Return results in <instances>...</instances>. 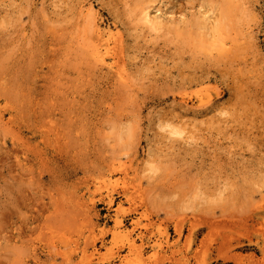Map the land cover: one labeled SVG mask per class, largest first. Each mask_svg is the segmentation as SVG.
I'll use <instances>...</instances> for the list:
<instances>
[{"label": "rangeland", "instance_id": "obj_1", "mask_svg": "<svg viewBox=\"0 0 264 264\" xmlns=\"http://www.w3.org/2000/svg\"><path fill=\"white\" fill-rule=\"evenodd\" d=\"M146 10L166 21L147 22ZM99 24L121 40L116 39L114 56L125 78L118 76L117 67L111 70L93 55ZM47 127L59 128L68 136L65 142H71L62 151L48 147L59 163L53 169L42 164L34 148L24 149L15 140L25 133L33 145L40 138L31 129ZM24 157L30 160L31 173L18 163ZM103 161L124 164L113 183L118 191L130 184L128 200L116 193L125 208H165L151 230L163 221L174 241L176 217L198 224L193 239L185 230L180 243L185 253L195 250L208 233L205 220L217 216L215 221L228 222L222 221L207 244L216 248L224 236L220 233H230L235 243L231 249L247 252L243 264H264L259 246L240 235L243 226H238L243 217L264 211V0H0V264H21L22 259V264H61L58 250L86 248V224L73 226L77 221L71 218V230L60 216L42 229V216L27 218L41 190L30 179L35 175L34 181L44 180V191L59 182L74 186L85 177V167L93 169V163L98 167ZM105 208L103 201L97 202L95 225L107 220ZM38 220L42 228L36 227ZM144 220V225L150 223ZM231 220L239 238L236 226L226 230L232 228V222L227 227ZM59 226L69 228L72 245L63 244L55 231ZM26 245L31 250L26 247L24 252ZM100 245V254H107V247ZM214 248L207 264L234 262L216 256ZM176 257L166 264H181L183 256ZM248 258L255 259L251 263Z\"/></svg>", "mask_w": 264, "mask_h": 264}, {"label": "bare ground", "instance_id": "obj_2", "mask_svg": "<svg viewBox=\"0 0 264 264\" xmlns=\"http://www.w3.org/2000/svg\"><path fill=\"white\" fill-rule=\"evenodd\" d=\"M90 7V6H89ZM90 11L93 10V7L91 6V8L89 9ZM145 10V9H144ZM144 13V18L147 20V22H153V23H156L157 24H160L161 25V22L164 21L162 20V18H164L161 15H157L155 14L156 16H154V14L152 15L151 14V11H148L146 10ZM165 15V14H164ZM165 21H166V18H164ZM95 23V22H94ZM94 25V24H93ZM159 26V25H158ZM96 35H97V38L94 40L93 42V55L95 57V59L97 61H99L101 64L103 65H106L109 69L113 70V69H116V71L118 72V76H120L121 78H125V71L124 69H118V66L119 64H117L119 62V60H115V56L114 54L116 55L117 53H114V47L116 48V45L118 44H115L116 43V39H118L117 41L120 40V38L116 37V33L113 31V29L111 28H102L99 25H97L96 27ZM118 35V34H117ZM121 41V40H120ZM119 41V42H120ZM117 42V43H119ZM115 44V46H114ZM227 45V44H226ZM225 46V45H224ZM223 46V47H224ZM118 47V46H117ZM226 48V47H224ZM222 49V48H221ZM227 49V48H226ZM219 50V49H218ZM225 53V52H224ZM120 58L119 56L117 57V59ZM118 61V62H117ZM121 61V60H120ZM122 67V66H121ZM124 67V66H123ZM125 68V67H124ZM117 74V73H116ZM202 99V98H201ZM204 100V99H203ZM203 100H200L201 103V106L204 105L203 103ZM198 104V105H199ZM24 106V105H23ZM34 106V105H33ZM200 106V107H201ZM206 106V105H205ZM199 107V106H198ZM25 108V107H24ZM32 108V107H31ZM202 108V107H201ZM33 110V109H32ZM41 110V109H40ZM42 111V110H41ZM2 114V113H1ZM28 114V112H27ZM37 112H35V114L33 115V117H37L36 116ZM43 113H41V116H42ZM45 115V114H44ZM46 115H48L46 113ZM39 116V117H41ZM3 117V116H2ZM1 117V118H2ZM31 117L30 116V120H31ZM27 119V118H26ZM56 119V118H55ZM2 120V119H1ZM38 120V119H36ZM35 120V121H36ZM45 119H43L44 121ZM47 120V119H46ZM53 118L50 120L52 121ZM41 121V119H40ZM38 121V122H40ZM29 122V121H28ZM27 122V123H28ZM48 122V121H47ZM46 122V124H47ZM40 123H43V122H40ZM57 123V122H56ZM63 123V122H62ZM31 123L29 122L28 125H30ZM37 124V122H36ZM44 124V123H43ZM44 125L45 127L47 125ZM58 124V123H57ZM34 125V124H33ZM52 125V124H51ZM40 126V125H39ZM63 126V124H62ZM65 126V125H64ZM33 127V126H32ZM36 127V126H35ZM38 127V126H37ZM55 127V126H54ZM34 128V127H33ZM40 128V127H39ZM39 128H36V130L34 129H31L32 132L35 133V131L37 132V135L39 136V142L31 145V141L29 140V138L25 139V137H23V134L25 133H20L22 134V136L20 134L18 138H16L15 140H17V142L21 141V145L20 143L18 142V144L20 146H22L24 149H27L29 150L31 147L34 148L33 150H35V152H37L36 155H40V161L42 162V164H44L47 168H50L52 167L53 169V165H55L56 163H58V160L56 158V156L53 154V155H50V153L48 152V147L51 146V145H55V146H58L57 149H59L60 151H62L65 147H67L68 145H70L71 142H69V144L67 142H65V135L64 132L61 130V132L59 131V128L58 131H56L57 129L55 130H52V129H49L47 127L46 130L44 129H39ZM42 128V126H41ZM61 128V127H60ZM64 128V127H62ZM67 128V126H66ZM176 128V127H174ZM173 128V129H174ZM29 129V128H27ZM183 129V128H182ZM67 130V129H66ZM72 130V129H71ZM70 130V131H71ZM184 130V129H183ZM182 130V131H183ZM19 131V130H18ZM181 131V129H180ZM20 132V131H19ZM24 132V131H23ZM31 132V133H32ZM13 133V132H12ZM17 133V131L15 132ZM70 133V132H69ZM33 134V133H32ZM68 134V133H67ZM13 135V134H12ZM26 135V134H25ZM183 135V133H182ZM28 136V135H26ZM180 136V134H179ZM34 138L35 135L33 136ZM68 137V136H67ZM66 137V138H67ZM13 138V137H12ZM15 138V137H14ZM33 139V138H32ZM68 139V138H67ZM73 139V138H72ZM14 141V140H13ZM68 141V140H67ZM16 144V143H15ZM17 145V144H16ZM18 145V146H19ZM73 145V144H72ZM21 147V149H22ZM54 147V146H53ZM73 147V146H71ZM71 147L69 146L68 149L70 148L71 150ZM54 149V148H53ZM67 149V148H66ZM74 150V149H73ZM20 151V150H19ZM25 151V150H23ZM16 152V151H15ZM30 152V151H29ZM72 152V151H71ZM80 151H78L77 153H79ZM22 153V152H21ZM24 153V152H23ZM12 154V153H11ZM63 154V153H62ZM66 154V152H65ZM70 154V153H69ZM26 155L27 152H26ZM25 156V155H24ZM51 156V157H50ZM74 156H78L77 154L74 155ZM23 157V156H22ZM39 157V156H38ZM72 158V156H71ZM76 158V157H75ZM29 159V157H28ZM15 160V158H14ZM81 160V159H80ZM104 160V159H102ZM20 163V167H22L21 169L24 170V168H27L29 169L31 165H29V162L30 160L27 161V158L24 157V159H21L19 158L18 160ZM78 161V160H77ZM76 161V162H77ZM32 162V161H31ZM81 163V162H80ZM92 163V162H91ZM97 163V162H96ZM95 163V164H96ZM17 164V162H16ZM59 164V163H58ZM83 164V163H82ZM93 163V169H91L90 167H85L86 170H83L84 172V175L85 177H81V181H79L77 179V176H76V179L78 180V182L76 184H74V186H69L67 185L66 183H63V187L62 186H59V184L61 182H59L58 185H56L57 187H51V188H47V190L44 191V184H42V179H39L37 177H35V181H34V177L35 175H33L30 179V181L32 182H36V184H38L39 188H41V190H38V193L41 192V194L39 195L37 193V196L36 197V202H33L34 205L32 206V209L30 210L31 211V214L27 215L24 214L23 215H27V218L31 217L34 219H38L37 216H42V218H39V219H42L41 223L43 224V228L42 226L40 225L39 223V220H38V223L39 225L36 226V227H39L41 226L42 229H44V225L48 224V222L52 221L53 218H58V220L60 219V216L62 217H65V225L68 226V225H71V223H73V220H71V218L77 222L74 223L73 226L76 225V223L80 224L82 226V224H86L85 227L89 226V229H88V235L86 236V245L87 247L84 249H79V247H76V248H70L66 247L63 251L61 250H56L58 253H61L62 257H63V261H61L62 263L61 264H95V263H101V264H166L167 261H170L172 259H176V255L178 253L181 254V256H183V259H182V262L181 264H191V260H195V262H197L198 264H207L208 260L207 258L213 254V248L214 246L212 247L210 244H207L208 242V238L209 236L213 233L214 230L216 229H220L219 227L222 226L221 224L225 223L226 219H222V221L224 220L225 222H222V221H215V219H218L217 216L216 218H212L211 221H209L210 219H206L205 222H206V226L210 229L208 230V228H206L207 230V234L206 236L203 237V239L200 240L199 244L196 245L197 248L195 247V250H192L191 248L187 251L188 253H185V251L182 249L180 243H181V239L186 236L185 235V230L187 229V236L186 237H191L193 239V237L195 238L196 235H198L199 231H200V228L198 226V224H195V223H188L184 218H180V217H176L177 219L174 220V223H173V229H174V232L176 234V238L174 239V241L172 240V238L170 237L169 235V230H168V225H165L163 221L159 222L157 225V228L156 230H151L152 226L151 224H155L154 223V220H155V216L158 217L159 216V211H162L163 209L165 208H125L124 205H123V201L122 199L118 202L117 201V198H116V193H121L124 197L127 198V200L129 199L131 195V187L128 186L130 184H125V186L122 188V190H117L116 189V185H114L113 183V178L115 177V173H118L120 171L123 170V166L124 164L123 163H116V162H110V161H103L102 164L100 163V165H98V167H96ZM98 164V163H97ZM34 165V164H33ZM39 165V164H38ZM52 165V166H51ZM88 165V163H87ZM86 165V166H87ZM92 165V164H91ZM35 166V165H34ZM58 166V165H57ZM89 166V165H88ZM84 167V166H83ZM77 168V167H76ZM80 168V167H79ZM84 168V169H85ZM20 169V170H21ZM51 169V168H50ZM56 171H60L62 172V167L60 169H57L55 167ZM72 169V168H71ZM74 169H75V166H74ZM65 170V169H64ZM77 170V169H75ZM125 170V169H124ZM123 170V171H124ZM55 171V170H54ZM28 172V171H27ZM76 172V171H75ZM26 173V172H25ZM30 173H31V168H30ZM64 173V171H63ZM67 173V172H66ZM74 173V171H73ZM19 174V172H18ZM24 174V173H23ZM41 174V173H40ZM44 174V173H43ZM59 174V173H58ZM61 174V173H60ZM72 174V173H71ZM78 174V173H77ZM21 175V174H20ZM32 175V174H31ZM62 175V174H61ZM64 175V174H63ZM75 175V173H74ZM69 176V175H68ZM82 176V175H81ZM40 177V176H38ZM61 177V176H60ZM67 177V176H66ZM75 177V176H74ZM41 178V177H40ZM65 178V176H64ZM68 178V177H67ZM29 179V177H28ZM33 179V180H32ZM80 179V178H79ZM59 180V179H58ZM61 180V178H60ZM75 180V178H74ZM73 180V181H74ZM23 181V180H22ZM28 181V182H30ZM62 181V180H61ZM67 181V179H66ZM116 181V180H115ZM31 182V183H32ZM26 183V182H25ZM73 183V182H72ZM138 183V181H137ZM29 185V183H28ZM73 185V184H72ZM132 186V185H131ZM136 186V185H135ZM34 187V186H33ZM71 187V188H70ZM37 191V189H36ZM133 191V190H132ZM24 192V191H23ZM28 192V190H27ZM30 192V191H29ZM35 193V192H34ZM25 194V193H24ZM134 194V193H133ZM26 195V194H25ZM28 195V194H27ZM30 195V194H29ZM44 195H48V200L45 201L43 198H45ZM25 198V196H24ZM27 198V196H26ZM131 198V197H130ZM27 199H32L31 198H27ZM23 201V200H22ZM32 201V200H31ZM98 201H103L107 206L108 208H105L107 213L105 214V219H107L106 221H104V223L102 224H97L95 225V221L93 222L92 220V214L93 215H97L99 216V211L97 210V202ZM27 202V201H26ZM24 203V202H23ZM141 203V202H140ZM132 204V203H131ZM29 203H26V206H28ZM141 205V204H140ZM135 206V205H134ZM150 206V205H149ZM20 207V206H19ZM29 208V207H28ZM31 208V206H30ZM46 209L47 211H49L50 209H52L53 211L52 212H49L50 214L47 215V213L45 214L46 212ZM175 209V208H174ZM190 209V208H189ZM251 209V208H250ZM169 210V209H168ZM188 210V209H187ZM191 210H193V208H191ZM196 210V208H195ZM194 210V211H195ZM205 210V209H204ZM208 210V209H207ZM22 211V210H21ZM254 211V210H253ZM35 212V213H34ZM170 213H172L171 211H169ZM196 212V211H195ZM206 212V211H205ZM249 212V211H248ZM19 213V212H18ZM166 213H167V210H166ZM165 213V214H166ZM176 213V212H175ZM175 213L172 215V216H175ZM225 213V211H224ZM223 213V214H224ZM14 214H17V213H14ZM22 214V213H21ZM179 214V213H178ZM177 214V215H178ZM186 214V213H185ZM183 213V215H185ZM197 214V212L195 213V215ZM202 214V213H201ZM215 215H217V213H213ZM249 214V213H248ZM13 215V214H12ZM20 215V214H18ZM22 215V217H23ZM35 215V216H34ZM65 215V216H64ZM95 215V216H96ZM168 215V213H167ZM189 215V214H188ZM191 215V214H190ZM189 215V216H190ZM199 215V214H197ZM196 215V216H197ZM204 215V213L202 214ZM212 215V214H211ZM166 216V215H165ZM188 216V217H189ZM209 216H210V212H209ZM223 216V215H222ZM226 216V214H225ZM229 216V214L227 215V217ZM232 216V214H231ZM235 216V215H234ZM246 216V215H245ZM250 219H249V215H248V219H247V216H246V220H243L240 219L239 221L242 222L240 224V222L238 223L239 225V228H242L243 226V229H241L239 233H241L240 235H247L246 237H249V240L251 242H254L256 245L259 246V249L261 250V252L263 253L264 255V211L261 210L256 213V214H253V215H250ZM62 217V218H63ZM167 217V216H166ZM170 217V216H169ZM200 217V216H199ZM203 219L205 216H202ZM219 217H221L219 215ZM224 217V216H223ZM239 217V215H238ZM100 218H101V215H100ZM145 218V220H149V224H143V219ZM197 218V217H196ZM230 218V217H229ZM241 218V217H240ZM10 219V218H9ZM21 219V218H20ZM129 219V224L126 223V220ZM157 219V218H156ZM169 219V218H168ZM202 219L201 217L198 218V220ZM231 219V218H230ZM229 219V220H230ZM234 219V218H233ZM239 219V218H238ZM245 219V218H244ZM24 220V218H23ZM63 220V219H62ZM95 220V219H94ZM109 220L112 221L113 224H109ZM144 220V221H145ZM164 220V219H163ZM172 220V218H171ZM194 220H195V217H194ZM13 221V220H12ZM22 221V220H21ZM25 221V220H24ZM23 221V222H24ZM37 221V220H36ZM35 221V222H36ZM191 221V219H190ZM204 222V220H202ZM235 222V220H233ZM28 222V221H27ZM26 222V223H27ZM62 222V221H61ZM197 222V221H195ZM199 222V221H198ZM203 222L199 223L200 224H203ZM222 222V223H221ZM228 222V221H227ZM226 222V223H227ZM230 222L229 221V224L227 225V227L230 226ZM234 222H232V228H227L226 230L228 229H233V226H236V224H233ZM21 223V222H20ZM34 223V221H33ZM237 223V222H236ZM9 224V223H8ZM36 224V223H34ZM52 225V223H50ZM244 224V225H243ZM16 225H20L19 223ZM25 225V224H24ZM27 225V224H26ZM32 225V224H31ZM37 225V224H36ZM64 226V224H62ZM79 225V226H80ZM8 226V225H7ZM16 226V227H17ZM23 226V225H22ZM48 226V225H47ZM58 227L57 225V230H55L56 232H59L58 234L60 235V238H62L64 241V243H68V242H72V239H74V237H71L70 236V233H68L67 230H69V228L71 230H73L71 227H69L67 229V227ZM72 226V225H71ZM78 226V225H77ZM78 226V227H79ZM230 226V227H231ZM241 226V227H240ZM11 227V226H10ZM13 227V226H12ZM35 226H33L34 228ZM46 227V226H45ZM54 227V225L52 226ZM78 227L76 229H78ZM98 227V229H96ZM224 227V226H223ZM237 227V226H236ZM22 228V227H21ZM26 228V227H25ZM25 228L23 230H25ZM40 228V227H39ZM55 228V227H54ZM80 228V227H79ZM222 228V227H221ZM225 228V227H224ZM235 228V227H234ZM239 228H235L237 230V236L239 235L238 234V230ZM18 230V228H16ZM35 229V228H34ZM37 229V228H36ZM31 230V229H30ZM29 230V231H30ZM70 230V231H71ZM80 230V229H78ZM85 230V229H84ZM83 230V231H84ZM244 230V232L242 233V231ZM26 231V230H25ZM42 231V230H41ZM54 231V232H55ZM77 231V230H75ZM82 231V230H81ZM80 231V232H81ZM82 231V232H83ZM20 232H22L20 230ZM35 232V231H33ZM37 232V231H36ZM74 232V231H73ZM85 232V231H84ZM230 232V231H228ZM233 232V231H232ZM72 233V232H71ZM78 233V231H77ZM206 233V232H204ZM218 233H220L218 231ZM227 233V232H226ZM234 233V232H233ZM46 234V233H44ZM51 234V233H49ZM68 234H69V237H68ZM74 234V233H73ZM173 233H171L172 235ZM221 236L224 235L222 238H221V242L219 243V245L214 248V251H216V253L218 255L216 256H221L222 258H224L225 260L226 259H231L234 261L232 263H235V264H243V261L245 260V257H244V254L247 253L245 252L244 254L242 253H238L239 251L234 252L231 247L233 248L235 245V243L233 244V240L232 237L233 235H230V233L227 234H224V233H220ZM219 234V235H220ZM232 234V233H231ZM28 235V234H27ZM81 235V234H80ZM232 237L230 238L229 237ZM9 236V235H8ZM24 236V235H23ZM29 236V235H28ZM216 236H218V234H216ZM235 236V238L237 237ZM252 236H255L256 237V241L253 240ZM11 237V235H10ZM33 237V236H32ZM31 237V238H32ZM43 237V236H42ZM46 237V235L44 236ZM57 237V236H56ZM59 237V236H58ZM202 237V236H200ZM214 237V235H213ZM9 238V237H8ZM27 238V237H26ZM52 238V237H51ZM59 238V239H60ZM214 238H218V237H214ZM239 238V236H238ZM39 239V238H38ZM37 239V240H38ZM50 239V237H49ZM79 239V238H78ZM85 239V240H86ZM186 239V238H185ZM191 239V240H192ZM248 239V238H247ZM11 240V239H10ZM21 240V239H20ZM238 240V244H242L240 243V240ZM27 241V240H26ZM75 241V242H74ZM73 242L74 243H77V246H78V242H76V240H74ZM109 241V242H108ZM186 241V240H184ZM213 241V240H212ZM246 241V240H245ZM29 242V241H28ZM34 242V241H33ZM98 242L101 244L100 247L101 248H105L107 247V250H108V253L105 254V255H101L100 254V248L98 247ZM108 242V243H107ZM31 243V242H30ZM187 242H185L186 244ZM189 243V242H188ZM196 243V242H195ZM246 243V242H245ZM69 244V243H68ZM66 244V246L68 245ZM194 244V243H193ZM34 245V244H33ZM40 245V244H39ZM51 245V244H49ZM55 245V244H54ZM53 243H52V246H54ZM72 245V243H71ZM91 246V250H89V246ZM189 245V244H187ZM234 245V246H233ZM244 245V244H243ZM29 246V244H28ZM35 246V245H34ZM33 246V247H34ZM51 246V247H52ZM64 246V245H63ZM69 246V245H68ZM76 246V245H75ZM73 246V247H75ZM186 246V245H185ZM21 247V246H20ZM27 245L25 246V248L23 249L24 252L27 251L26 249ZM37 247V246H36ZM50 247V248H51ZM58 247V245L56 246ZM167 247V249H166ZM189 247V246H188ZM18 249V248H16ZM30 249V248H29ZM28 249V250H29ZM56 249V248H55ZM186 249V247H185ZM31 250V249H30ZM36 248H33L32 251H35ZM238 250V249H237ZM54 251V250H53ZM38 252V251H37ZM150 252H152L150 254ZM190 252V253H189ZM150 254V255H148ZM215 254V253H214ZM250 254V253H249ZM252 254H253V251H252ZM38 255V254H37ZM256 255V254H255ZM39 256V255H38ZM56 258L59 256V255H55ZM212 256V255H211ZM33 257V256H32ZM215 257V256H214ZM248 257V255L246 256ZM253 255L249 256V258H252ZM259 257V256H257ZM20 258V257H19ZM18 258V260H19ZM29 258V257H28ZM37 258V257H36ZM179 258V256H178ZM213 258V257H212ZM210 258L211 260H214ZM248 258V259H249ZM261 258V257H260ZM22 259V258H21ZM223 259V260H224ZM247 259V258H246ZM255 259V258H254ZM253 259V260H254ZM257 259V258H256ZM55 260V259H54ZM178 260V259H177ZM210 260V261H211ZM251 260V259H249ZM248 260V261H249ZM251 260V263L252 261ZM27 261V260H26ZM25 261V262H26ZM260 261H263L264 262V259L263 260H260ZM19 262V261H18ZM22 262H23V259H22ZM21 262V264H22ZM172 263V261H170ZM194 262V263H195ZM254 263L257 264V262L254 260L253 261ZM27 263V262H26ZM25 263V264H26ZM176 263V261H175ZM179 263V262H178ZM210 263V262H209ZM214 263V262H213ZM216 263V262H215ZM229 263V262H228ZM231 263V264H232ZM262 263V262H260ZM18 264V263H17ZM28 264V263H27ZM227 264V263H226ZM247 264V263H246ZM259 264V263H258Z\"/></svg>", "mask_w": 264, "mask_h": 264}]
</instances>
